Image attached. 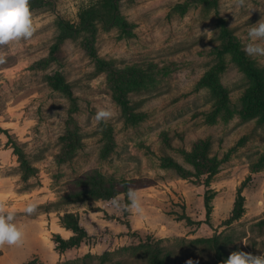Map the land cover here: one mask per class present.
<instances>
[{
	"label": "rangeland",
	"instance_id": "rangeland-1",
	"mask_svg": "<svg viewBox=\"0 0 264 264\" xmlns=\"http://www.w3.org/2000/svg\"><path fill=\"white\" fill-rule=\"evenodd\" d=\"M98 1L32 8L36 33L0 64V192L26 228L21 246L0 248V264H150V245L168 264H220L213 238L228 256L264 254V65L240 39L264 19V0L242 8L234 0H123L118 23L99 22L89 43L67 39L53 54L59 17L76 21ZM226 45L231 51L219 56ZM57 72L75 101L52 86ZM102 106L116 116L97 124ZM200 140L222 160L213 171L190 162ZM16 149L32 166L28 180ZM129 188L140 192L144 219L110 204L117 195L126 203ZM240 192L245 212L232 219ZM28 203L36 213L23 212ZM66 213L88 235L60 251L53 233L74 234L61 223Z\"/></svg>",
	"mask_w": 264,
	"mask_h": 264
},
{
	"label": "trees",
	"instance_id": "trees-1",
	"mask_svg": "<svg viewBox=\"0 0 264 264\" xmlns=\"http://www.w3.org/2000/svg\"><path fill=\"white\" fill-rule=\"evenodd\" d=\"M51 0H31L32 8H39L43 6H48ZM123 0H99L96 4L89 5L84 7L79 11L76 21L66 20L63 17H59L57 24L59 33L57 35V42L53 46V54L57 52L62 45V43L67 39L77 38L83 36L84 43L88 42L90 38L94 37L97 32V23L101 22L104 26H112L119 22L121 16V2ZM219 12V11H218ZM220 14V13H218ZM222 19L223 24V35L226 39L233 37L232 32L227 27V20L221 14L219 15ZM231 43V41H229ZM91 44H88L90 47ZM218 55L222 56L228 51H231V48L223 46L218 47ZM262 74V73H261ZM260 73H255V78L260 79L263 77ZM263 79V78H262ZM52 86L59 91H62L71 101L76 100L75 93L72 86L68 83L65 75L61 72H57L55 76L51 78ZM221 97L225 98L229 93H219ZM120 102L127 107L129 105V99L126 97H119ZM247 137L243 136L237 143V146L243 145L247 142ZM16 153L19 156L21 168H22V177L24 180H28L32 176V166L27 160L25 153L16 149ZM171 166L176 168L178 171L185 174L186 169L177 163L173 158L169 159ZM190 162H193L196 167H200L201 172L213 171L215 168L222 162L216 156H210V145L205 140H200L195 142L193 149L190 152ZM244 196L239 194L238 199L236 200L232 219H239L245 212V203ZM206 204L208 209L210 208V198H206ZM209 213V212H208ZM62 225L73 231V235L69 238L63 237L60 233H53V240L56 243V248L60 251H65L67 249L79 246L84 239L87 237L88 232L84 226L80 223V219L73 213H66L61 216ZM258 224L264 225V219L259 221ZM213 243V248L215 249L216 255L220 264L228 258L225 247L218 241L217 238L211 240ZM145 253L148 256V261L150 264H168L166 255H163V250L159 245L148 246L145 248Z\"/></svg>",
	"mask_w": 264,
	"mask_h": 264
},
{
	"label": "clouds",
	"instance_id": "clouds-1",
	"mask_svg": "<svg viewBox=\"0 0 264 264\" xmlns=\"http://www.w3.org/2000/svg\"><path fill=\"white\" fill-rule=\"evenodd\" d=\"M235 6H246V0H234ZM39 24L31 7V0H0V49L8 47V52L0 50V64L6 62L9 52H15L23 42L31 40ZM247 40L244 51L264 65V19H260L247 29L246 35L240 37ZM116 116L110 106L99 107L93 117L97 124L107 123ZM126 203H122L119 195L113 197L110 204L116 210H125L130 214L145 218L142 197L137 189L129 188ZM36 203H28L23 212L32 215L37 211ZM26 236L25 225L17 222V209L9 203V197L0 192V248L21 246ZM187 264H193L191 260ZM222 264H264V254L254 255L250 252L237 250L230 253Z\"/></svg>",
	"mask_w": 264,
	"mask_h": 264
}]
</instances>
